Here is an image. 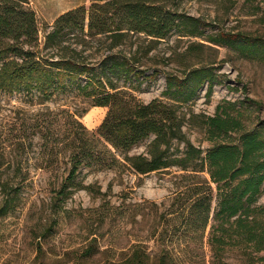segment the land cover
Segmentation results:
<instances>
[{"label": "trees", "instance_id": "16d2710c", "mask_svg": "<svg viewBox=\"0 0 264 264\" xmlns=\"http://www.w3.org/2000/svg\"><path fill=\"white\" fill-rule=\"evenodd\" d=\"M28 5V0H0V93L43 109L31 118L1 120L6 129L0 131V217L21 202L32 182L24 154L37 138L41 160L69 166L56 179L54 202H66L80 190L108 197L112 183L106 192L86 185L82 179L89 172L128 173L138 186L150 174L171 176L168 197L151 203L157 224L147 241L162 248L156 264H189L187 256L204 246L209 255L201 264H264V206L259 205L264 121L244 125L252 102H223L212 117L193 110L203 88L209 102L221 84L215 62L199 60L204 50L225 47L264 64L263 37L219 29L239 6L247 10L244 16L264 21V0H90L87 8L59 15L42 35ZM193 5L196 15L189 12ZM182 41L187 42L183 52L171 48ZM163 44L170 50L164 62L176 61L183 67L179 74L150 64ZM160 73L161 98L142 102L136 93ZM67 94L107 110L96 132L81 124L85 111L61 108L56 114L46 106ZM192 131L208 149L191 141ZM147 140L143 153L131 155ZM165 202L168 209L160 211ZM149 260L134 247L132 264Z\"/></svg>", "mask_w": 264, "mask_h": 264}, {"label": "rangeland", "instance_id": "374dc122", "mask_svg": "<svg viewBox=\"0 0 264 264\" xmlns=\"http://www.w3.org/2000/svg\"><path fill=\"white\" fill-rule=\"evenodd\" d=\"M29 8L34 12L42 35L44 28L53 24L61 14L78 7L90 5V0H28ZM197 5L191 6L190 13L196 15ZM205 8V5H203ZM239 6L230 19L219 26L220 30H231L234 33H249L264 38V21L256 17H246ZM211 31V29H208ZM178 53L187 48V42H173L171 46ZM172 49V51H173ZM157 59L150 64L155 70L179 74L183 67L172 59L164 62L169 56L166 44L160 45ZM192 59L191 62H194ZM200 61H214L216 73L221 84L213 88L209 102L204 98L206 87L194 102L193 110L206 116H214L215 109L223 102L245 105L251 103L249 119L244 125L253 128L264 121V64L249 61L225 47H212L202 52ZM196 61V60H195ZM158 62V63H157ZM167 64V65H165ZM165 89V78L162 73L155 81L145 82L136 96L144 103L161 98ZM248 102V103H246ZM0 131L6 129L2 119L7 116L31 118L42 107L25 106L18 98L7 97L0 93ZM54 113L61 108L70 111H85L80 119L81 124L90 132H96L106 116L104 108L92 107L89 99L75 94L57 96L46 104ZM239 107V105H238ZM258 107V108H257ZM191 141L202 149L209 145L201 142V136L192 131ZM150 140L138 145L131 155L141 154L146 150ZM40 140L34 138L32 147L24 154V170L30 173L32 182L21 192V202H13L14 209L0 217V264H132L131 257L137 246L150 256L148 264H156L161 247L154 241H147L157 224L151 218V203H161L172 191L169 180L171 176L150 174L142 177L141 184L131 174H119L116 171L89 172L83 176L86 185H96L106 192L112 183V193L102 198L77 191L66 202H54L57 177L67 172L69 166L57 160L46 164L41 160ZM84 174L87 170L82 171ZM126 202H121L122 195ZM147 200L149 202H143ZM4 202H0L3 204ZM166 203V202H165ZM264 206V196L259 200ZM168 209V203L160 211ZM162 228L161 225L158 226ZM207 247H202L187 256L189 264H201L208 258ZM232 263V259L229 260Z\"/></svg>", "mask_w": 264, "mask_h": 264}]
</instances>
